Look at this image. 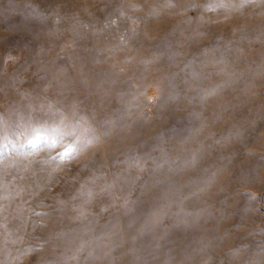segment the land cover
Segmentation results:
<instances>
[{"label":"rangeland","instance_id":"obj_1","mask_svg":"<svg viewBox=\"0 0 264 264\" xmlns=\"http://www.w3.org/2000/svg\"><path fill=\"white\" fill-rule=\"evenodd\" d=\"M177 64L178 99L148 105L133 85ZM49 100L107 135L89 168L120 199L90 223L56 203L89 173L25 159L18 126ZM0 131V205L37 264H264V197L241 194L264 192V0H0Z\"/></svg>","mask_w":264,"mask_h":264},{"label":"clouds","instance_id":"obj_2","mask_svg":"<svg viewBox=\"0 0 264 264\" xmlns=\"http://www.w3.org/2000/svg\"><path fill=\"white\" fill-rule=\"evenodd\" d=\"M234 7L228 3L204 5L205 10L211 8L218 16H226ZM142 63L151 64L153 61H142ZM190 63L191 61L188 62ZM175 67L176 72L158 74L154 81L142 89L139 85H133L148 105L153 108H162L178 99V94H174L171 90V82L173 77L179 76L184 71V68L178 64ZM85 127L87 128L86 136L77 134ZM18 128L32 149L25 156L29 163H39L50 167L52 172L58 175H67L74 171L77 174L89 173L82 175L73 185L72 190L66 194V199L58 197L56 200L57 204L68 210L70 213L68 218L71 222L90 223L98 215L97 201L104 197H107L111 203L101 205L99 213L108 212L110 208L116 207L120 199L115 191L116 180L98 176L89 168L102 144L106 142L107 135L103 131L101 120L91 115L86 106L73 100L63 102L49 100L46 111H43L39 118L30 119ZM2 136L3 132L0 131V137ZM38 136L41 137L39 140L36 139ZM138 167L140 171L144 170L142 166L138 165ZM100 179H103L104 183L97 184ZM241 194L246 198L249 211H253V205L258 204L264 197V192L256 191L251 187L242 188ZM127 204L128 201L125 199L121 206L127 208ZM10 207L11 197L6 195L4 203L0 205V213L5 214L3 223H0V238L4 242L3 250L6 259L0 260V264H15L20 262L22 257V264H37L32 256H24L27 241L15 235L17 229L11 226L12 217L8 214ZM41 250H43L42 246Z\"/></svg>","mask_w":264,"mask_h":264},{"label":"snow or ice","instance_id":"obj_3","mask_svg":"<svg viewBox=\"0 0 264 264\" xmlns=\"http://www.w3.org/2000/svg\"><path fill=\"white\" fill-rule=\"evenodd\" d=\"M40 138H41V137L38 136L36 139L39 140Z\"/></svg>","mask_w":264,"mask_h":264}]
</instances>
